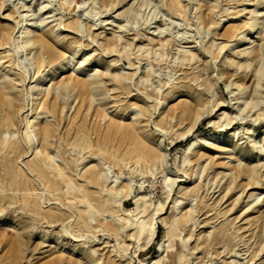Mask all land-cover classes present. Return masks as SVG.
<instances>
[{"label":"rangeland","instance_id":"obj_1","mask_svg":"<svg viewBox=\"0 0 264 264\" xmlns=\"http://www.w3.org/2000/svg\"><path fill=\"white\" fill-rule=\"evenodd\" d=\"M26 14L37 21L32 35L55 48V63L39 45L28 47V58L24 53L20 60L18 27ZM259 18L264 20L263 0H88L83 12L63 0H0V87L12 81L9 92L20 106L26 90L34 92L38 83L50 104L57 98V121L36 109V101L30 116L38 123L57 122L51 153L77 188L67 194L59 184L48 193L29 171L35 154L28 144L22 142L20 153L5 160L11 149L1 150L0 264L13 257L18 264L162 263L171 257L168 247L183 256L180 264H264V22L255 26ZM70 81L92 84L91 107L88 100H74L76 93L65 87ZM24 118L15 119L14 129L0 128V136L18 141ZM84 126L91 134L89 151L75 138ZM68 131L71 137L61 143L59 134ZM136 141L165 153V174L176 181L146 250L130 238L132 229L117 241L96 224L91 229L77 224L84 197L96 208L106 198L84 177L93 167L114 162L100 147L122 157ZM124 158L130 164L112 170L133 185L124 209L135 207L140 186L152 202L165 200L163 175L143 176V162L135 167L131 156ZM244 169L253 173L252 180ZM174 201L175 214L189 221L168 238ZM50 215L59 220L51 223ZM70 220L72 232L83 236L78 242L59 233ZM55 239L62 242L60 251L48 252ZM61 251L66 254L58 262Z\"/></svg>","mask_w":264,"mask_h":264},{"label":"bare ground","instance_id":"obj_2","mask_svg":"<svg viewBox=\"0 0 264 264\" xmlns=\"http://www.w3.org/2000/svg\"><path fill=\"white\" fill-rule=\"evenodd\" d=\"M68 5H75L77 8V12L84 11L85 5L88 4V0H63ZM106 1V0H104ZM264 1V0H263ZM172 8H176L175 4H171ZM178 10V9H177ZM88 15V14H86ZM97 16V15H96ZM23 18L22 23L19 24L18 27V34H20V43L17 46V53H20L19 56L20 60L23 59V54L27 52L28 47L38 46L42 51L46 53L48 59L51 63H55L58 61L57 53L55 48L51 46L45 39V37H36L32 35L31 31L35 28L37 21H33V19L28 20V15H22ZM98 19L97 21H99ZM41 22L44 19L40 20ZM264 20L259 18L255 22V26H261ZM255 26L252 28L255 29ZM4 40V38H3ZM126 48L124 47V50ZM262 53L264 56V49H262ZM25 58H28V54H24ZM262 55V54H261ZM258 56H256L257 58ZM254 58V60L256 59ZM38 65L41 64V61L37 62ZM262 69L264 70V58H262ZM28 73H26V76ZM48 76L45 75L44 78ZM119 81L121 79H118ZM25 82V79L22 81ZM9 88H6V86ZM87 82H80V81H70L65 84L66 89L70 90V92H75L77 96L83 101H89L90 107L92 104L91 91L90 86ZM14 85L12 81L6 82L3 84V87H0V128L7 129L8 131L11 129L16 128V121L15 119L21 114L25 115V128L24 131L21 132V136L19 137L18 141L10 142L7 136L1 137L0 136V152L1 150H8L11 149L10 153H4L2 159H7V156L13 154L17 156L20 151L19 147L20 144L26 143L30 146V149L33 151L32 153L35 154V159L33 160L29 171L33 176L37 177V180L40 181L45 189L46 192L51 193L52 187H57L59 184H64L67 194H73L74 191L77 189L73 186V182L71 179H66V175L63 173L60 165L56 164L55 157L51 153V146L53 145L52 139L55 138V133L57 132V122L53 124H44L42 122H35L30 116L33 112V105L36 101V109L42 108L46 114H51L52 117L55 118L60 113V104L58 103L57 98L50 104L46 99V94L44 92L42 83H38L35 86V90L31 89L30 92L24 94L23 105H17L15 101V97L9 92V90H13ZM255 108L254 105L250 106V109ZM89 109V106H88ZM213 108L211 109V111ZM184 115L188 114V111L183 112ZM199 119V117L197 118ZM57 121V120H56ZM228 125V124H227ZM38 133H40L41 140L38 138ZM71 137V132L68 131L66 135L59 134V141L62 143ZM73 137V136H72ZM75 138L77 139V143L80 145L82 150H91L93 144L91 139V134L85 126L78 130L76 133ZM37 144V145H36ZM136 146L127 153H125L122 157L117 155L118 150L115 152L107 151L106 146L100 147L101 153H107L110 155V158L114 160V162H104L102 166H95L89 171L86 172L85 178L89 183H92L100 188L102 194H106V198L103 199L101 206L96 208L92 205L87 197H84L82 201L84 209L78 208V226L83 225L87 229H91L93 224H96L108 237L114 236L117 241L120 238L124 237V233L126 229H132L134 233L130 236V238H134L137 241V248L139 250H146L157 234V219L159 216L164 215L165 207L167 204L168 199L171 197L173 186L175 185L176 181L172 180L168 175L165 174V166H166V155L163 152H159L154 148H149L147 145H140L138 147V143L136 141ZM194 144L189 148V152L194 149ZM92 155L91 152H88ZM131 156L134 159V164L137 167L142 162L146 165L144 171L141 170V175H145L148 173L154 174V172H158L162 174L164 177V181L166 183V187L168 190V194L165 200L158 201L157 203L152 202L149 198V192H144L142 187L140 186V191L133 196L134 205L135 207L131 210L124 209V200L129 199L135 192L133 191V185L130 183L128 179L121 178L116 176L113 173V169L117 167V164L123 163L124 167H127L128 163H124L125 158L124 156ZM186 162H190V160H186ZM132 167V166H131ZM132 172H136V168H131ZM250 180L253 179V173L248 169L243 170ZM116 172V171H115ZM118 172V171H117ZM122 175V173H121ZM254 181V180H253ZM252 185V183H251ZM110 186V187H109ZM192 192H196V188ZM1 194V191H0ZM177 201H174L173 207L170 210L169 216L167 220L169 223V228L166 232V237H173L177 230L180 229L181 224H186L189 219L186 215H182L178 217L176 215L177 211ZM110 209L112 212L110 213ZM59 220V217L55 215H50L51 223L56 222ZM111 220V221H110ZM76 221V220H75ZM166 220H164L165 222ZM167 222V221H166ZM71 220L68 223V227L63 226L62 230H60V234L63 238L70 240V242H78L77 239L82 238L83 236H76L72 232ZM173 229V230H172ZM24 231H19L16 234L18 240H21L23 237ZM176 236V235H175ZM65 239V240H66ZM48 239L47 241L49 242ZM64 240V239H62ZM46 241V240H44ZM80 241V240H79ZM62 246V242L58 240H54L50 245V249L48 252L55 253L60 251ZM175 250L174 247H168L166 249L167 255H170V259L164 260L162 263L156 262L152 260L149 263L143 262L142 264H180L183 261L182 255H174L173 251ZM66 253L64 251L60 252L59 258H56L58 262H63V258L65 257ZM10 264H18L17 257H13L9 259ZM76 264H79L76 262ZM83 264H89L88 261H84Z\"/></svg>","mask_w":264,"mask_h":264}]
</instances>
